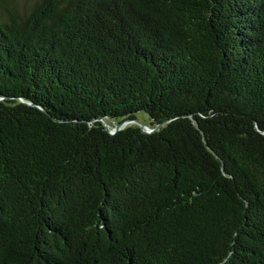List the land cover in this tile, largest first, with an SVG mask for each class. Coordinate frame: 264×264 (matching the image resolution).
I'll list each match as a JSON object with an SVG mask.
<instances>
[{
    "label": "trees",
    "instance_id": "obj_1",
    "mask_svg": "<svg viewBox=\"0 0 264 264\" xmlns=\"http://www.w3.org/2000/svg\"><path fill=\"white\" fill-rule=\"evenodd\" d=\"M0 97V264H264V0H0Z\"/></svg>",
    "mask_w": 264,
    "mask_h": 264
},
{
    "label": "water",
    "instance_id": "obj_2",
    "mask_svg": "<svg viewBox=\"0 0 264 264\" xmlns=\"http://www.w3.org/2000/svg\"><path fill=\"white\" fill-rule=\"evenodd\" d=\"M0 99H1V97H0ZM28 103H29V105H30V104H33V103H31V102H28ZM103 123H104L106 129H107L110 133H112V134H114V133H116L117 131L123 129L126 125H128V124H132V123L138 124V126H140V127L142 128V130L145 131V132H151V131H154V130H156V129L160 126V124H159V125H157L156 127H153V128H152V126L150 127V126H148V125H146V124H142V123H141L139 120H137L136 118H131V119H126V120L120 121V122H118V123L113 124L114 126H112V127H111V125H110L107 121H103Z\"/></svg>",
    "mask_w": 264,
    "mask_h": 264
},
{
    "label": "rangeland",
    "instance_id": "obj_3",
    "mask_svg": "<svg viewBox=\"0 0 264 264\" xmlns=\"http://www.w3.org/2000/svg\"><path fill=\"white\" fill-rule=\"evenodd\" d=\"M136 119L139 120L142 124H151L149 116L143 111H138V113L136 114Z\"/></svg>",
    "mask_w": 264,
    "mask_h": 264
}]
</instances>
